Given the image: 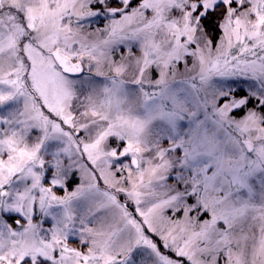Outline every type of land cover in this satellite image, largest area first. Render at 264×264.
Masks as SVG:
<instances>
[{
	"label": "snow or ice",
	"instance_id": "6c2138e0",
	"mask_svg": "<svg viewBox=\"0 0 264 264\" xmlns=\"http://www.w3.org/2000/svg\"><path fill=\"white\" fill-rule=\"evenodd\" d=\"M0 264H264V0H0Z\"/></svg>",
	"mask_w": 264,
	"mask_h": 264
}]
</instances>
